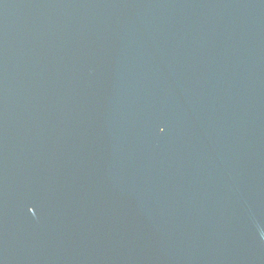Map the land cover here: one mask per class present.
Instances as JSON below:
<instances>
[{"label": "water", "instance_id": "95a60500", "mask_svg": "<svg viewBox=\"0 0 264 264\" xmlns=\"http://www.w3.org/2000/svg\"><path fill=\"white\" fill-rule=\"evenodd\" d=\"M0 264H264V0H0Z\"/></svg>", "mask_w": 264, "mask_h": 264}]
</instances>
